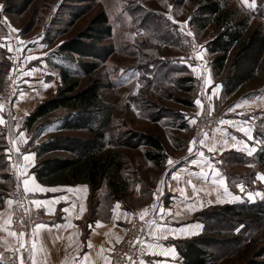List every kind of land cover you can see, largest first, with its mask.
I'll list each match as a JSON object with an SVG mask.
<instances>
[{
	"label": "rangeland",
	"instance_id": "1",
	"mask_svg": "<svg viewBox=\"0 0 264 264\" xmlns=\"http://www.w3.org/2000/svg\"><path fill=\"white\" fill-rule=\"evenodd\" d=\"M238 2L244 4L242 0ZM0 5L3 6L0 8V37L11 36L14 43L13 52L6 53V47H0V53L5 51L7 54L5 64H0V90L3 78L11 68L18 74L24 61L21 48L28 39L40 37L48 44L51 61L69 64L55 57L53 51L61 41L82 29L95 13L104 11L112 26V35L103 44L111 53L99 63L96 72L102 82L101 97L95 105L96 127L103 129L112 118L118 134L129 129L152 133L164 141L170 159L175 157L176 151H183L188 141L212 137L224 118L241 110L234 108L237 102L247 100L257 107H264V84L260 80H256L254 86L241 87L230 96L216 95L215 82L220 83L222 76H213L209 65L211 56L206 48L216 29L208 26L199 30L190 23L197 10L190 0H28L26 8L16 13L10 11L4 0H0ZM231 5L238 3L233 0ZM163 29L174 33L175 43L171 40L164 43L154 37H161ZM3 42L4 39H0V44ZM181 68L188 71L179 72ZM184 75L195 80L191 92H184L177 84V79ZM220 87L222 91L221 83ZM180 98L187 103L181 102ZM197 99L201 100L200 105L195 103ZM230 108L233 110L229 111ZM202 110H205L203 115ZM177 113L180 116L175 117ZM247 113L254 120L253 136L260 147L264 135V110ZM64 116V112L58 110L46 124H61ZM180 122H185L187 127L179 128ZM198 124H210L211 129L206 133L199 127V131ZM40 131L34 134L38 143L47 138H40ZM67 135L85 137L88 133L76 131ZM121 150L126 160L123 174L130 182L125 198L131 201L130 193L136 181L144 180L145 174L147 179L151 174L156 178L163 170L146 165L143 147ZM224 157L226 169L241 177H233V187L242 182L240 189L246 194L244 201L263 199L264 182L257 179V174H264V171L256 162L245 163L229 154ZM249 193L253 194L252 199H249ZM228 222L218 218L212 225L226 226ZM244 222L242 245L225 244L216 236L211 249L217 256V264H240L259 250H263L264 257V218L259 222Z\"/></svg>",
	"mask_w": 264,
	"mask_h": 264
},
{
	"label": "crops",
	"instance_id": "2",
	"mask_svg": "<svg viewBox=\"0 0 264 264\" xmlns=\"http://www.w3.org/2000/svg\"><path fill=\"white\" fill-rule=\"evenodd\" d=\"M248 2L252 3L253 0ZM10 37L3 42L6 45V53L10 52L9 47L13 52L14 43ZM21 49L24 61L17 74L20 94L10 107L0 102L3 106L0 117L5 121L0 126L4 130L5 149L13 147L11 140L17 142L15 146L21 152L32 154L33 159L28 163L26 171L36 185L47 190L33 189L25 193L22 178L18 179V176L19 169H24L26 162L16 151L8 152L4 149L5 159L9 164L8 172L13 182L3 194H0L1 246L14 249L20 245L19 237L9 235L8 225L5 226L4 223L10 217L15 204L12 188L16 185L28 198L29 217L34 222L31 229L33 235L31 264L33 258L36 264H111L110 255L121 240L126 224L134 215L140 214L146 208L152 213V221L155 223L147 227L148 239L143 264H183L176 243L200 236L205 231V223L200 218H195V215L210 207L244 201L246 194L240 189L242 182H237L235 188L233 187V177L238 179L241 177L238 176L239 173L233 174L232 170L226 169L224 156L241 155L245 163L254 162L258 147L252 130L254 120L247 112L264 110V107H257L247 100L236 103L240 107L234 108L244 109L224 118L212 137L197 140L191 155L188 152L191 141H188L183 151H176L175 157L171 158L172 165L168 163L169 156L164 164L159 166L145 160L149 168L161 167L163 172L156 178L151 174L148 176L149 179L145 174L144 180L136 181L130 193L131 201L123 199L103 203L98 195L92 196L86 183L71 185L40 183L32 172V167L37 162L34 147L38 141H30L31 133L24 129L23 122L40 102L56 93L60 80L57 70L50 64L48 44L40 37L28 39ZM6 53L5 51L0 53V64H5ZM29 56L36 59L29 60L27 59ZM215 84L214 88L218 90L216 95L220 96V83ZM245 111L246 114H243ZM59 126L60 124L44 125L40 129L39 137H48L59 132ZM241 129H246L247 134ZM20 132L25 133L23 140L20 138ZM249 136L253 139H249ZM210 148L214 150L209 151ZM201 152L203 156L200 155ZM0 185H5L1 176ZM29 188H33L31 183ZM9 200L12 201L10 205ZM90 200L98 201L95 208H91L94 205H90ZM34 201H40L41 205L38 207ZM117 202L119 208L116 207ZM81 206L84 208L82 213ZM65 208H68L69 212H64ZM37 224L45 227L37 229ZM196 225L202 227L197 228Z\"/></svg>",
	"mask_w": 264,
	"mask_h": 264
},
{
	"label": "trees",
	"instance_id": "3",
	"mask_svg": "<svg viewBox=\"0 0 264 264\" xmlns=\"http://www.w3.org/2000/svg\"><path fill=\"white\" fill-rule=\"evenodd\" d=\"M232 1L190 0L197 8L190 23L199 30L208 26L216 29L206 48L211 56V72L214 77L222 76L221 95L226 96L246 85L254 86L256 80L264 84V0H255L256 6L251 10L238 0V5L233 6ZM4 4L16 13L26 8L28 0H4ZM161 32V37L154 36L157 40L176 42L171 30L163 29ZM111 35L112 26L108 16L104 11H99L82 29L61 41L53 55L73 65L50 61L58 73V89L53 96L40 102L23 122L24 129L31 133L30 141H33L51 115L62 110L65 116L59 132L51 134L34 147L37 162L32 172L40 183L46 185L86 183L92 196L98 195L106 204L126 199L130 182L123 174L126 160L122 148L143 147V157L152 165H162L167 159L166 144L152 133L129 129L118 134L112 125V118L107 120L103 129L96 127L95 105L101 97L102 88L96 72L99 63L111 53L110 48L103 44ZM229 67L232 68L230 72ZM182 71L188 70L181 68L179 72ZM194 81L192 76L184 75L177 79V84L184 92H191ZM179 100L187 103L184 99ZM177 116L180 115L177 113ZM177 126L187 127L185 122ZM76 131H85L88 135H67ZM260 141L262 143L254 162L264 171V135ZM5 147L4 130L0 126V176L5 183L0 185V194L13 182L5 159ZM239 158L244 161L243 156ZM91 204L94 205L91 208H95L98 201L90 200ZM195 218L203 220L205 231L200 236L176 243L183 264H217V256L211 249L216 236L223 239L225 244H241L244 221L263 220L264 198L255 202L210 207L196 214ZM218 218L229 222L226 226L212 225ZM262 253L263 250L253 253L240 264H264Z\"/></svg>",
	"mask_w": 264,
	"mask_h": 264
},
{
	"label": "built area",
	"instance_id": "4",
	"mask_svg": "<svg viewBox=\"0 0 264 264\" xmlns=\"http://www.w3.org/2000/svg\"><path fill=\"white\" fill-rule=\"evenodd\" d=\"M201 64V63H200ZM11 68L3 78L2 89L0 90V102L5 106H11L20 94V87L17 81V71ZM202 115L205 110H202ZM208 122V121H207ZM206 122V123H207ZM210 124L197 125L203 132L210 131ZM15 196V204L11 210V223L8 225L10 231L17 233L20 239V245L14 249H9L0 245V263L3 264H20V260H24V264H31V246H32V226L33 221L29 217L28 198L16 185L12 188ZM152 213L148 211L144 220L140 219V214H136L126 224L123 236L112 251L111 264H140L144 259L146 252L147 227L152 221ZM40 221V219H37ZM19 233H24L20 237ZM23 243V247H21Z\"/></svg>",
	"mask_w": 264,
	"mask_h": 264
},
{
	"label": "snow or ice",
	"instance_id": "5",
	"mask_svg": "<svg viewBox=\"0 0 264 264\" xmlns=\"http://www.w3.org/2000/svg\"><path fill=\"white\" fill-rule=\"evenodd\" d=\"M243 2L247 5V7H249V8H254L256 5H255V0H253V2L252 3H249L248 2V0H243ZM3 6L2 5H0V8H2ZM168 19L169 20H171L172 19V17L171 16H169L168 17ZM175 22V21H174ZM11 30V29H10ZM14 31V30H13ZM188 35H191V33H188ZM0 39H8V37H0ZM21 43H23L22 41H21ZM6 45H4V44H0V47H5ZM12 49L9 47V51H11ZM27 59H29V60H32V59H36V57H32V56H29V57H27ZM191 66V65H190ZM193 71H195V69H193ZM206 83H207V81H206ZM137 88H139V84H137ZM195 103L197 104V105H200L201 104V100L200 99H197L196 101H195ZM2 105H0V110H2ZM135 107V106H134ZM236 107H240V105L239 104H237L236 105ZM233 109H229V111H232ZM5 123V121L3 120V118L2 117H0V124H4ZM221 123H223V121H221ZM241 131H245L246 132V134H247V130L246 129H241ZM20 138L23 140L24 139V137H25V133L24 132H20ZM249 139H253V137H251V136H249ZM25 143H26V140L24 141ZM10 143L13 145V147L11 148V149H5V151H8V152H11V151H16L17 153H18V155H20V156H22L23 157V160L26 162V164H25V166H24V169H19V173H20V175L18 176V179H21L22 178V182H23V186H24V191H25V193H27V192H29V191H32L33 189H35V190H38V191H46L47 189H45V188H42V187H40L39 185H36L35 184V181H34V179H32L31 177H30V175L27 173V171H26V168H27V166H28V163H30L31 161H32V159H33V156H32V154H30V153H23V152H21L20 151V149L19 148H17L15 145H16V141H11L10 140ZM194 143H195V141H191L190 143H189V147H188V152H189V154L191 155L192 154V152H193V145H194ZM201 143H203V141H201ZM214 149H209V151H213ZM253 151H254V149H253ZM249 154H251V152H249ZM200 155L201 156H203L204 154H203V152H201L200 153ZM9 159H11V157L9 156ZM168 163H169V165H172V160L171 159H169V161H168ZM209 167H211V165H209ZM204 173H203V171H202V175H203ZM257 179L259 180V181H262V182H264V174H257ZM32 184L33 185V188H29V184ZM221 183H222V181H221ZM193 189H194V191H195V186L193 185ZM51 191H56V189H51ZM69 191H72V189H69ZM159 191V190H158ZM154 195V197L156 196V194L154 193L153 194ZM253 198V194L252 193H249V199H252ZM12 203V201L11 200H9L8 201V204L10 205ZM33 203H35L38 207L41 205V202L40 201H34ZM116 207L117 208H119V202H117V205H116ZM154 210V209H153ZM63 211L64 212H69V209L68 208H65V209H63ZM84 211V208H83V206H81V213ZM162 212H163V209L161 210ZM148 214V209L146 208V209H144L141 213H140V219L141 220H144V217H145V215H147ZM125 215H127V213H125ZM77 218H79V217H77ZM118 218V217H117ZM5 226H7V225H9L10 223H11V217H9L5 222ZM155 223V221H150L149 222V224L151 225V224H154ZM97 226L99 227V222H97ZM42 227H45V225H40V224H37L36 225V228L37 229H39V228H42ZM89 227H91V225H89ZM161 227H163V226H161ZM196 227L197 228H200V227H202L201 225H196ZM181 231H183V229H181ZM162 234V233H161ZM9 235H11V236H16L17 235V233L16 232H14V231H10L9 232ZM19 235H20V237H23V235H24V233H19ZM24 245H23V243H21V247H23ZM89 247H91V244H89ZM33 249H35V245L33 244ZM85 259H87V254H85ZM105 259L107 260L108 258L107 257H105ZM20 264H24V260L23 259H21L20 260ZM32 264H36V261H35V259L33 258L32 259ZM141 264H143V261H141Z\"/></svg>",
	"mask_w": 264,
	"mask_h": 264
}]
</instances>
